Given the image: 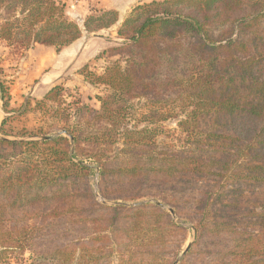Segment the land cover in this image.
Masks as SVG:
<instances>
[{"label":"trees","instance_id":"16d2710c","mask_svg":"<svg viewBox=\"0 0 264 264\" xmlns=\"http://www.w3.org/2000/svg\"><path fill=\"white\" fill-rule=\"evenodd\" d=\"M113 26L121 57L91 74L108 91L98 109L55 84L34 107L40 125L16 131L0 66L9 114L0 127V262L27 250L49 264L172 262L185 229L156 204L97 202L83 162L91 159L104 198L156 197L195 223L181 264H264V0H152L82 24L57 0H0V41L20 52L60 51ZM171 118L188 136L181 151L157 146L154 126Z\"/></svg>","mask_w":264,"mask_h":264},{"label":"rangeland","instance_id":"374dc122","mask_svg":"<svg viewBox=\"0 0 264 264\" xmlns=\"http://www.w3.org/2000/svg\"><path fill=\"white\" fill-rule=\"evenodd\" d=\"M64 5L69 19L82 24L88 15L95 14L103 9L117 10L121 17L128 14L139 3L152 0H57ZM116 1L124 2L117 9ZM104 5L109 6L107 8ZM117 26L102 30L97 33H84L83 36L72 45L58 51L54 47L36 45L26 51L13 50L0 41V66L4 70L5 78L11 81L10 90L12 95L11 106L15 112L11 113L17 118L11 121L10 126L18 131L22 128L29 130L37 128L40 121V113L34 109L36 102L41 99L46 91L53 85L59 84L65 87V96L71 101L80 99L83 103L94 108L100 107L97 95L105 96L107 87L91 83V74H102L104 69L114 60L120 59V55L114 51L123 44V39L117 35ZM139 112H145V101L134 99ZM9 114L2 109L0 102V127L2 120ZM182 117V113H178ZM179 118H171L157 123V146L163 151H181L182 146L187 144L188 136L182 131L177 122ZM59 132H55L57 135ZM66 135V134H64ZM0 132V138H4ZM9 139H21L15 136H7ZM30 139V138H25ZM36 139H43L40 136ZM72 152L74 146L72 145ZM79 161L78 159H76ZM91 167L87 181L95 200L104 205L117 207H134L147 203L159 205L167 210L175 223L185 229L178 235V243L171 247L177 252L170 264H181L185 255L194 245L196 240L195 223L175 213V210L156 197H143L137 200H114L104 198L100 193V166L93 160L83 161ZM173 209L171 213L169 209ZM191 244L188 251L187 246ZM174 257V256H173ZM193 257V256H192ZM0 264H49L43 259H30V251H26L23 259H11ZM77 264V263H74ZM112 264H116L113 262Z\"/></svg>","mask_w":264,"mask_h":264},{"label":"water","instance_id":"95a60500","mask_svg":"<svg viewBox=\"0 0 264 264\" xmlns=\"http://www.w3.org/2000/svg\"><path fill=\"white\" fill-rule=\"evenodd\" d=\"M60 134H66V132L64 131V132L57 133V135H60ZM49 138H51V137L50 136H43V139H49ZM159 205H162V204L159 203ZM169 210H170L171 213H174V210L173 209L170 208ZM190 246H191V244H189L187 246V248H186L185 251H188V249L190 248Z\"/></svg>","mask_w":264,"mask_h":264},{"label":"crops","instance_id":"0c3cea01","mask_svg":"<svg viewBox=\"0 0 264 264\" xmlns=\"http://www.w3.org/2000/svg\"><path fill=\"white\" fill-rule=\"evenodd\" d=\"M115 3H116V5H115L114 7L117 8V9L120 8L119 6H121V5L124 4V2H122V1H116ZM104 7L107 8V7H109V6L104 5Z\"/></svg>","mask_w":264,"mask_h":264}]
</instances>
